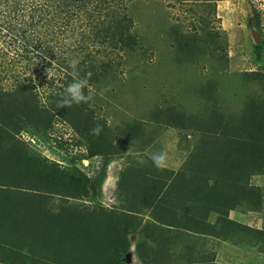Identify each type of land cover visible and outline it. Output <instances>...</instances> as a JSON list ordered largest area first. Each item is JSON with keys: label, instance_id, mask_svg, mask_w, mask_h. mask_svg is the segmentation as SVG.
Listing matches in <instances>:
<instances>
[{"label": "trees", "instance_id": "16d2710c", "mask_svg": "<svg viewBox=\"0 0 264 264\" xmlns=\"http://www.w3.org/2000/svg\"><path fill=\"white\" fill-rule=\"evenodd\" d=\"M210 1L213 3H206L208 15L215 12L214 2L218 0L205 2ZM45 2V7L63 8L60 12L70 17L89 4L95 3L96 9L108 5V0ZM38 5L29 0H0V8L8 11L7 15L0 11V33L18 35L25 49L33 46L39 52V32L22 25L26 17L31 22L37 18L33 9ZM49 15L43 12L38 19L49 21ZM122 15L106 13L108 25L99 30L102 40L114 49H118L127 32L121 26L125 20ZM92 17H100V12ZM12 23L18 31L12 32ZM202 25L178 37V60L184 61L194 53L220 58L224 48L219 37L206 20ZM32 36H36L34 43ZM78 67L81 77L92 73L89 85L98 82L101 75L94 67H85L84 62ZM251 75L258 78L261 74L248 73ZM72 81L70 75L64 86L46 94L44 103L28 86L6 91L0 85V255L6 256L5 260L11 258L12 264H130V235L146 234L158 244L159 238L162 242L166 239L165 232L214 236L226 241L241 227L228 219L229 212L264 215V189L252 184L254 177L264 176V94H250L238 112L229 113L214 103L215 86L207 84L200 96L211 103L208 112L194 116L170 107L157 109L151 121L182 132L191 129L197 142L177 170H159L151 159L135 162L119 176L117 205L106 208L94 202L102 195L109 162L124 154L126 148L119 141L112 142L114 133L94 116L89 102L58 106ZM85 93H89L87 88ZM57 122L67 124L83 138L88 147L87 159L98 158L97 167L91 166L88 172L75 166L61 169L35 157L17 139L23 131L40 137ZM97 123L103 131L93 136L91 129ZM127 135L136 139L139 129L130 128ZM23 192L37 194V205L29 206L24 199L25 210L18 212L17 197ZM213 214L216 218L211 223ZM244 228L249 235L264 234Z\"/></svg>", "mask_w": 264, "mask_h": 264}, {"label": "rangeland", "instance_id": "374dc122", "mask_svg": "<svg viewBox=\"0 0 264 264\" xmlns=\"http://www.w3.org/2000/svg\"><path fill=\"white\" fill-rule=\"evenodd\" d=\"M32 1L39 3L33 9L38 16L32 22L24 18L22 25L43 33H37L41 50L33 46L25 49L18 35L0 33V85L6 91L28 86L44 103L47 93L68 81L72 59L94 67L101 75L98 82L87 87L93 96L88 106L114 133L112 142L119 141L126 148L106 169L102 195L94 202L103 207L117 205V180L135 162H145L152 153L166 151L168 166L164 170H177L197 142L191 129L182 132L151 121L157 109L170 107L194 116L204 113L212 106L200 96L207 84L215 86L214 103L229 113L238 112L250 94H264V0H218L211 15L205 13L206 3L213 2L206 0H108L107 7L96 9L95 3L89 4L73 17L60 12L63 8L45 7V0ZM0 11L8 14L5 8ZM110 11L125 16L121 26L127 32L118 49L103 41L99 32L108 25L105 14ZM43 12L50 14L49 21H39ZM98 12L100 17L93 18ZM202 20L216 32L224 52L220 58L194 53L184 61L178 60V37L197 31L203 26ZM10 28L18 31L14 23ZM36 36L31 37L33 43ZM251 72L261 75L253 78L248 76ZM107 86L111 90L101 95ZM130 128L139 129L138 138L126 136ZM17 139L35 157L61 169L75 166L88 172L91 166L99 165L98 158L87 159L85 141L65 123L53 124L40 137L23 131ZM254 178L253 185L264 186V177ZM21 194L17 197L18 212L25 210L24 199L29 206L37 205V194Z\"/></svg>", "mask_w": 264, "mask_h": 264}, {"label": "crops", "instance_id": "0c3cea01", "mask_svg": "<svg viewBox=\"0 0 264 264\" xmlns=\"http://www.w3.org/2000/svg\"><path fill=\"white\" fill-rule=\"evenodd\" d=\"M260 177L264 176H257ZM259 187L264 189V186L259 185ZM215 218L216 214H213L211 223ZM228 219L241 227L237 228L238 232L226 241L214 236L184 233L180 236L179 233L165 232L163 235L166 239L162 242L159 238L158 244L155 240L147 238L146 234L136 237L130 235L128 262L130 264H264V234L249 235L248 230L244 228L257 232L264 231V215L231 211ZM175 234L177 235L173 237L172 235ZM5 259L6 256L0 255V264H12L11 258L9 261Z\"/></svg>", "mask_w": 264, "mask_h": 264}, {"label": "clouds", "instance_id": "9594fccd", "mask_svg": "<svg viewBox=\"0 0 264 264\" xmlns=\"http://www.w3.org/2000/svg\"><path fill=\"white\" fill-rule=\"evenodd\" d=\"M78 59H72L69 63V68L71 69L70 75L73 76V81L70 83L64 93L62 94L60 100L58 101V106L60 108L71 107L72 105H81L82 103H88L93 99L91 92L85 93V89L89 85V77L92 73L88 72L84 77L80 76ZM110 86H107L101 90V95L110 91ZM103 131V126L97 123L92 129L91 134L93 136H99ZM150 159L153 166L159 170H163L168 166V153L166 151H160L152 153Z\"/></svg>", "mask_w": 264, "mask_h": 264}]
</instances>
